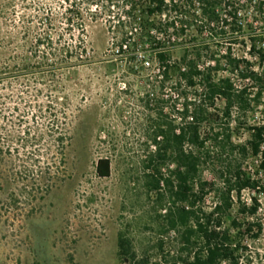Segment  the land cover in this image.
<instances>
[{
  "label": "rangeland",
  "instance_id": "374dc122",
  "mask_svg": "<svg viewBox=\"0 0 264 264\" xmlns=\"http://www.w3.org/2000/svg\"><path fill=\"white\" fill-rule=\"evenodd\" d=\"M121 1L0 0V102L6 103L0 105V112L4 109L6 116L11 118L12 112L7 107L13 108L18 103V95H26L23 91L38 94L29 98L32 104L25 107L27 119L36 112L35 104L46 101V96L37 92V89L46 90V75L37 76L40 83L28 75V68L32 69L35 61L32 53L35 39L45 29L37 16L46 19L47 10H51L60 19L66 41L87 50L84 61L73 59L79 64L66 71L69 73V79L64 81L67 87L60 89L59 94L68 97L71 117L72 141L66 151V178L58 181L50 192H38L32 202L24 197L14 201L12 193L25 182H18L11 174L22 162L16 158V150L11 157L7 153L4 160H0V264H122L118 256L121 230L133 237L136 244L146 247L163 241V250L159 247L157 252L152 250V261L176 264L171 255L180 249L179 241L175 233H167V222L162 216L166 210H162L161 204L156 205V193L149 194L145 184L146 157L156 149L152 129L159 113L154 99L160 97L157 94L160 78L157 60L152 54L144 56L142 52L144 47L164 45L173 47L174 61H183L185 45L193 55L197 53L194 45H198L203 48L201 65L215 63L212 59L221 60L220 76L231 75L223 71L230 52L245 57L261 71L257 58L248 52L253 38L264 43V37L260 36L264 33V13L257 14V3L263 0H252L249 6L246 3L250 0H222L218 7L221 21L211 26L207 24L208 18L199 0H168L174 5L168 15L177 20V24L168 31L165 27L162 32L153 29L150 36H137L135 30L126 35L130 29L118 26L119 18L129 19L122 11ZM233 5L242 11L235 19L228 14L234 13ZM70 16L75 22L83 17L84 34L79 33L77 26L72 32L65 30V18ZM225 20L229 21L228 26L223 23ZM135 42L145 59L140 64V72L130 51ZM124 43L130 46L129 50L125 48L126 53L120 49ZM41 48L46 51V46ZM233 78L238 86L248 85V92L254 97L257 89L253 88V82H245L238 76ZM168 83L170 87L173 82ZM189 92L195 96L194 89ZM165 93L169 99L174 95L168 88ZM148 98L150 106H147ZM66 100L62 97V102ZM181 103L169 101L165 112L171 119L176 115L175 105ZM223 106L224 101L217 102V107ZM247 114L251 124L264 121V97L261 104ZM235 119L233 116L231 121ZM229 120L223 118L217 123L202 125L207 132L212 131L211 127L220 131L222 141L209 142L207 147L217 158L220 151L223 153V159L222 156L217 159L219 163L210 160L203 166V180L208 188L218 184L216 169L232 162L243 163L244 171L264 183L259 158L251 153L243 158L238 151H233L232 144L242 145L249 139L247 125L244 120H237L228 131ZM30 123L33 126V121ZM229 134L231 142H225L224 135ZM32 148L28 151H33ZM39 150L43 168L45 150L43 146ZM103 158L110 159V173L105 176L98 172ZM38 183L44 184L43 180ZM210 193L205 198L207 211L216 201L215 192ZM253 198L259 201L256 215L240 212V200L235 196L233 207L222 220L223 229H230L239 247L237 264H264V191H243V201L251 205ZM166 203L169 204V200ZM259 226H262L261 231Z\"/></svg>",
  "mask_w": 264,
  "mask_h": 264
},
{
  "label": "trees",
  "instance_id": "16d2710c",
  "mask_svg": "<svg viewBox=\"0 0 264 264\" xmlns=\"http://www.w3.org/2000/svg\"><path fill=\"white\" fill-rule=\"evenodd\" d=\"M108 1L113 2V0ZM121 2L124 5L122 11L129 19L119 18L117 24L125 30L130 29L126 31V35L135 30L137 36H150L153 29H160L162 32L165 27L168 31L177 24V20H172L168 15L173 9V1L122 0ZM221 2L222 0H199V4L204 6L203 11L208 18L209 26L221 21V14L218 11ZM249 2L252 5L253 1L250 0L246 6H249ZM257 4L259 8L257 14L262 15L264 0ZM233 7L234 13L230 11L228 14L235 19L242 14V11L234 5ZM138 11L141 12L140 15L136 14ZM38 19L45 29L35 39V49L32 51L35 61L32 69L29 66L28 75H31L36 83H40L38 75H46V83H44L46 90L37 89L38 93L46 96V101L35 104L36 112L27 119L25 107L32 104L29 98L38 97V94L32 95L26 90L23 91L26 95H18V103L13 108L7 107L12 112L11 118L4 114V109L0 112V160H4L7 153L11 157L12 151L16 150V158L22 162L11 174V178L25 182L18 185L16 191L12 193L14 201L24 197L32 202L38 197V192L48 193L58 181L66 178V151L72 141L71 117L68 112V97L59 94L60 89L67 87L64 81L69 79V73L66 71L79 64L74 63L73 59L82 62L87 56L86 47L82 48L80 45L78 48V45L66 41L60 19L51 10H47L46 19L37 16ZM65 20L67 23L65 30L72 32L77 26L79 33L84 34L86 28L83 17L76 22L71 16L66 17ZM228 22L225 20L223 23L228 26ZM263 35L264 33L260 34L264 37ZM42 46H46V51H43ZM125 46L129 50V44L124 43L120 45L121 51H126ZM138 46L137 42L132 43L133 50H130L134 54L133 61L138 67L136 69L138 72L142 70L141 62H145L141 57L142 53L144 56L152 54L159 64L160 84L157 94L160 97L154 99L157 101L159 113L154 118L155 124L152 129V142L156 149L146 157L144 177L148 193H156V205L161 204L162 210H166L162 216L167 222V233H175L179 241L180 249L176 254L171 255L172 261L176 264H237L239 247L230 229H223V216L233 207L235 196L240 200V212L249 216L256 215L259 209L258 199L253 198L254 202L250 205L242 200V193L247 189L264 191V183L244 171L243 163L228 162L227 166L221 165L216 169L219 183L208 188V183L203 180L201 174L203 166L210 160L214 164L219 163L220 160L217 159L220 156L223 159V153L219 150L218 158L212 155L207 143L212 141L218 143L222 140H220V131H215V127H211L212 131L207 132L202 129V125L204 122L217 123L226 118L230 119L226 130L231 131L233 122L244 120L243 123L249 130V139L242 145L230 144L233 151H238L240 157L245 158L251 153L259 158V171H264V121L251 124L247 114L249 110L259 106L264 97V43H259L258 39L253 38L248 52L252 57L257 58L261 71H258L256 66L245 57L230 52L226 56L227 63L223 71L231 75L222 76L219 75L221 60L212 59L215 63L201 65L203 48L198 45H194L196 47L193 49L197 51L196 55L191 54L190 47L185 45L186 54L183 61L172 59L173 47L164 45L144 47L141 53L138 51ZM128 56L130 55H126L127 58ZM233 76L255 84L253 88L257 91L253 98L248 92V85L238 86ZM168 82H173L170 87L167 85ZM167 88L174 91L171 99L166 98L169 96L165 93ZM191 89L195 92L193 97L189 92ZM62 97L67 100L62 102ZM170 100L178 103L182 101L181 104L175 105L176 115L172 119L169 113L165 112ZM218 101H224L222 108L217 107ZM4 104L6 103L0 102V105L4 106ZM150 104L151 100L148 98L147 106ZM233 116L237 119L231 121ZM30 121H33V126ZM224 137L225 142H231V134ZM14 146L17 148L14 149ZM40 146L45 150L43 168L40 165L42 159L37 153L40 151ZM20 148L24 152H21ZM29 148L34 149V152L28 151ZM101 163L104 166L101 167ZM98 170L100 175H108L110 159H101ZM40 180H43V185L38 183ZM210 192H215L216 201L214 207L207 211L204 206L205 198L211 194ZM167 200L169 204L166 203ZM258 230L261 231L262 226H259ZM158 247L163 250L164 242L146 247L136 244L133 237L124 230L118 234V256L122 264H161L152 261L154 256L152 250L157 252Z\"/></svg>",
  "mask_w": 264,
  "mask_h": 264
},
{
  "label": "built area",
  "instance_id": "2783aa9c",
  "mask_svg": "<svg viewBox=\"0 0 264 264\" xmlns=\"http://www.w3.org/2000/svg\"><path fill=\"white\" fill-rule=\"evenodd\" d=\"M125 48H126V46H125Z\"/></svg>",
  "mask_w": 264,
  "mask_h": 264
}]
</instances>
